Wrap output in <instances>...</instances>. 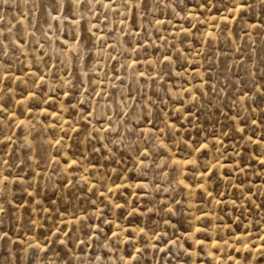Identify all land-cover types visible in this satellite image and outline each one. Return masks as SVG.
<instances>
[{
	"label": "rangeland",
	"instance_id": "rangeland-1",
	"mask_svg": "<svg viewBox=\"0 0 264 264\" xmlns=\"http://www.w3.org/2000/svg\"><path fill=\"white\" fill-rule=\"evenodd\" d=\"M0 264H264V0H0Z\"/></svg>",
	"mask_w": 264,
	"mask_h": 264
}]
</instances>
